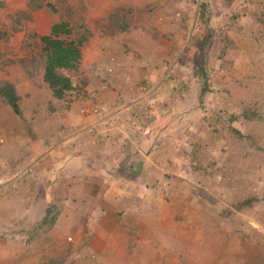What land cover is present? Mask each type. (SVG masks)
<instances>
[{
	"label": "rangeland",
	"instance_id": "1",
	"mask_svg": "<svg viewBox=\"0 0 264 264\" xmlns=\"http://www.w3.org/2000/svg\"><path fill=\"white\" fill-rule=\"evenodd\" d=\"M61 22L72 28L66 41L86 43L77 67L62 72L74 89L56 98L42 82L39 40ZM159 58L163 65L151 63ZM4 81L16 87L21 114L0 101V264L264 263V0H0ZM96 98L117 112L112 127L81 114ZM125 105L164 116L156 135L146 134L149 169L125 159L119 167L146 190L114 191L107 221L90 230L59 219V191L46 189V204L31 207L40 192L31 172L20 185L10 180L16 167L64 138L111 142L134 118ZM250 108L259 116L246 120ZM145 118L139 123L155 122ZM92 196L84 194L91 208Z\"/></svg>",
	"mask_w": 264,
	"mask_h": 264
},
{
	"label": "crops",
	"instance_id": "2",
	"mask_svg": "<svg viewBox=\"0 0 264 264\" xmlns=\"http://www.w3.org/2000/svg\"><path fill=\"white\" fill-rule=\"evenodd\" d=\"M131 62L134 63V61ZM151 63H155V65L159 66V64L163 65L164 61L159 58L151 61ZM131 65L132 64H130V68ZM162 68L164 69V67ZM144 70L146 71V69L141 71ZM115 104L118 105L119 102ZM124 108L123 112L126 116L125 118L132 117V115H134V118L127 124L125 122L119 131L110 136L112 139L111 142H105L103 141L105 139L100 138L99 143L103 141V143H101L102 146L98 147L97 145L92 148L91 145H96V143L91 144L92 142L87 141V145H84L80 140L79 142L81 144L77 145L76 142L64 138V140L59 142L60 144L57 149L50 150L47 153L42 152V155L39 152L36 160H34L35 158L32 155L31 157L33 160L30 161L31 165L29 168L25 169L22 165L16 167V172L11 174L12 177L10 180L20 185L18 181L25 179L23 176L27 172H31V178L35 180L34 189L38 191V193L40 192L39 198H37L38 195H32L33 201L31 207H43L46 204L50 196L46 194V189L49 190L48 192H50V194L51 192L59 191L60 194H63L61 196L63 204L65 205L60 213L59 219L61 216L68 218L71 229L75 230L76 224L80 222V224L84 223V225H86L85 228L81 226L83 228L82 230H90L89 228L97 226L100 222L107 221L104 219L106 215L104 212L107 208L105 200L111 199L114 191H132L133 188L130 189L132 185L136 187V189H140L139 191L146 190V187L143 185H138L139 182L136 179L133 180L126 177L119 167H122V161L125 159L123 166L136 163V165L139 164V166L149 169L148 165L154 157V151L151 145L149 146L148 138L150 137L146 134L156 135V131L158 130L157 124L160 123V120L164 116L161 117L162 115L159 112V107H154L153 105L148 109H146V107V110L137 107L133 108L132 106L128 107L126 105ZM135 109H137V111L140 110V113L143 112V116L141 117L138 112L135 113ZM147 114L150 118L152 117V119H155V122L149 120L146 124L139 123L146 119L145 117ZM136 123H139V125L141 124V129L138 128V131L141 130L140 133L135 132V129H137V127H135ZM127 125H129V127ZM130 126H132L133 130L130 129ZM148 126L150 128H148ZM129 135H131L133 139H130ZM129 139L130 141H128ZM131 142L136 146L130 145L129 143ZM136 142L138 143L136 144ZM105 143H110L111 145ZM33 145L40 148L44 147L39 141ZM33 145L32 147L34 148ZM134 148L138 150V152L133 150ZM24 158L25 155L20 156L19 160L25 162ZM26 158L28 157L26 156ZM128 169H133V166L128 167ZM6 186L9 187L8 185ZM41 192H43V194ZM80 192H83L89 198L93 197L92 194L96 195L97 200L95 201L98 205L91 208V204L86 202L87 197L84 198V194L82 195Z\"/></svg>",
	"mask_w": 264,
	"mask_h": 264
},
{
	"label": "trees",
	"instance_id": "3",
	"mask_svg": "<svg viewBox=\"0 0 264 264\" xmlns=\"http://www.w3.org/2000/svg\"><path fill=\"white\" fill-rule=\"evenodd\" d=\"M48 6L52 9V11H56L55 7L51 4ZM41 7L42 5L38 6V8ZM202 7L204 6L202 5ZM124 11L125 10H123V12ZM19 17L22 19L20 15ZM121 21L119 19L118 23ZM70 34H72V28H70L67 23L61 22L52 25L49 35L41 36L39 40L43 46L42 55H44L45 60L42 73V82L48 87L53 96L56 98H62L66 93L74 89V85L70 78L64 75L62 72L74 70L77 67L81 58L80 48L86 43L81 41L74 42L72 40L66 41L62 37L63 35ZM206 43L208 42L202 43L199 47L201 48ZM0 101L9 107L15 115L19 116L21 114L20 96L17 94L16 87L11 82L4 81L0 84ZM148 108L149 107L146 109ZM251 111V108L247 109L241 114V116L246 120H253L259 116V113L255 114L251 113ZM237 119V115L232 114L229 122L232 124V122ZM234 131L239 134L238 131ZM256 201V198L253 197L244 199L238 204L237 208H249ZM51 263H53L52 260Z\"/></svg>",
	"mask_w": 264,
	"mask_h": 264
},
{
	"label": "built area",
	"instance_id": "4",
	"mask_svg": "<svg viewBox=\"0 0 264 264\" xmlns=\"http://www.w3.org/2000/svg\"><path fill=\"white\" fill-rule=\"evenodd\" d=\"M149 103V102H148ZM87 106L81 109V114L89 119H91L92 124L102 125V126H113L116 122L119 121V117L116 115V111L107 105L105 102L97 99ZM149 105V104H147ZM113 109V110H112Z\"/></svg>",
	"mask_w": 264,
	"mask_h": 264
}]
</instances>
